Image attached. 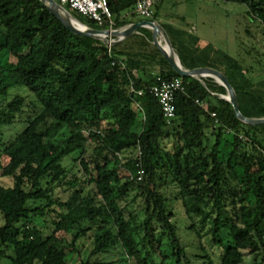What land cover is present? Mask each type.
<instances>
[{"label":"trees","instance_id":"obj_1","mask_svg":"<svg viewBox=\"0 0 264 264\" xmlns=\"http://www.w3.org/2000/svg\"><path fill=\"white\" fill-rule=\"evenodd\" d=\"M222 1L245 7L264 33V0ZM108 2L113 29L138 17L136 0ZM162 27L184 69L221 71L243 116L264 118V80ZM139 33L132 53L119 51L73 34L40 0H0V264H244L247 254L264 264V125L242 123L224 87L178 75L152 34ZM158 78L185 88L171 122L154 97L131 90ZM173 200L193 245L179 235ZM117 249L122 258L109 262Z\"/></svg>","mask_w":264,"mask_h":264},{"label":"rangeland","instance_id":"obj_2","mask_svg":"<svg viewBox=\"0 0 264 264\" xmlns=\"http://www.w3.org/2000/svg\"><path fill=\"white\" fill-rule=\"evenodd\" d=\"M245 10L242 5L225 3L222 0H165L161 4L159 13L161 22L157 23L161 26L166 24L185 29L188 34L187 39L197 37L202 43L203 51H221L240 60L247 75L257 83L264 80V33L257 25H248ZM139 20L149 19L139 18ZM151 44L153 45V41ZM73 173L78 174L76 169ZM122 176L126 177L128 173L125 172ZM80 183L86 185L85 179L80 180ZM68 193L69 190L65 193L60 192L59 196L65 199ZM170 204L174 210V222L179 228V235L187 245H193L194 239L186 229L188 221L180 204L176 200L171 201ZM45 224L50 225L51 219H47ZM79 247L81 258H86L89 243L85 241ZM121 258L120 250L117 249L112 251L108 261L116 262ZM202 262L194 261L193 264H203ZM252 263V258L247 254L244 264ZM2 264L6 263L2 262Z\"/></svg>","mask_w":264,"mask_h":264},{"label":"water","instance_id":"obj_3","mask_svg":"<svg viewBox=\"0 0 264 264\" xmlns=\"http://www.w3.org/2000/svg\"><path fill=\"white\" fill-rule=\"evenodd\" d=\"M50 11V13L55 16L62 24L73 34L78 36L90 37L96 40L103 42L107 47L113 48L118 46L123 41L127 40L132 36L136 31L141 28H151L153 30V42L154 45L160 50L163 58L167 61L169 66L174 72L178 75L185 78H194V79H206L210 78L216 81L217 84L224 87L226 90V95L222 99L229 102L236 114L238 120L242 123L249 126H260L264 125V118H246L240 111L238 99L235 90L231 86L227 77L219 70L212 68H197L194 70H186L183 68L178 55L175 53L169 35L165 29L159 25L157 22L151 21H141L135 24H130L115 30H96L88 26H85L80 21H78L72 14H70L64 7L58 4L55 0H40ZM64 13V14H63ZM71 19H74L84 25L85 29H79L75 27ZM164 39V42L169 47L171 54L166 53L158 44L159 37ZM117 38L118 41H111L109 38Z\"/></svg>","mask_w":264,"mask_h":264},{"label":"built area","instance_id":"obj_4","mask_svg":"<svg viewBox=\"0 0 264 264\" xmlns=\"http://www.w3.org/2000/svg\"><path fill=\"white\" fill-rule=\"evenodd\" d=\"M64 8H68L71 13L81 15L93 22L99 27L108 26L107 30L113 29L114 21L108 0H55ZM154 0H136L134 13L139 18L150 19L153 16ZM132 92L139 98L148 93L162 109V113L167 122H171L176 117V96L184 92L185 88L180 79H162L158 78L154 85H144L142 89L135 90L131 84ZM136 107L140 110L141 106L137 103ZM140 156V152L138 153ZM144 176L143 169L138 171V181H142Z\"/></svg>","mask_w":264,"mask_h":264},{"label":"crops","instance_id":"obj_5","mask_svg":"<svg viewBox=\"0 0 264 264\" xmlns=\"http://www.w3.org/2000/svg\"><path fill=\"white\" fill-rule=\"evenodd\" d=\"M156 1H159V2L162 1V3H163L165 0H154V3ZM141 21H143V20H139V17H137L132 24H135V23H138V22H141ZM157 22H161V19H158ZM162 26H164V25L162 24ZM172 27L174 29L178 30V31H182V32L186 33V30L183 29V28H180V27L174 26V25ZM137 37H143V35H141L140 33H137V34L133 35L132 37L128 38L127 40L123 41L122 43H120L116 47H119V51H125V52H128V53H132L133 52V46H135V44H136L135 42H138L137 41ZM196 39H197V37H196ZM196 48H198L200 50L203 49L202 43H201L200 40H198V43L196 45Z\"/></svg>","mask_w":264,"mask_h":264},{"label":"bare ground","instance_id":"obj_6","mask_svg":"<svg viewBox=\"0 0 264 264\" xmlns=\"http://www.w3.org/2000/svg\"><path fill=\"white\" fill-rule=\"evenodd\" d=\"M64 14V13H63ZM71 22H72V24L75 26V27H77V28H79V29H85V27H84V25H82L80 22H78V21H76V20H74V19H71ZM87 26V25H86ZM141 29H147V30H149V31H151V33H152V41H153V30L151 29V28H141ZM141 29H139V30H141ZM139 30L138 31H136L133 35H135V34H137L138 32H139ZM132 35V36H133ZM132 36H130V37H132ZM129 37V38H130ZM109 40H111V41H118V39L117 38H109ZM158 44H159V46L166 52V53H168V54H170V55H172L171 54V51H170V49H169V47L166 45V43L164 42V39H163V37H162V33H161V37H159V39H158ZM153 45H154V42H153ZM155 46V45H154ZM156 48H157V46H155ZM158 49V48H157ZM159 50V49H158ZM159 52H160V50H159ZM161 53V52H160ZM232 86V85H231ZM234 89V88H233Z\"/></svg>","mask_w":264,"mask_h":264}]
</instances>
